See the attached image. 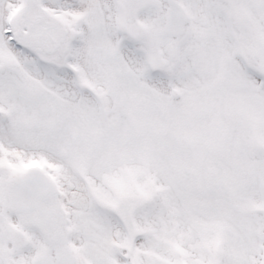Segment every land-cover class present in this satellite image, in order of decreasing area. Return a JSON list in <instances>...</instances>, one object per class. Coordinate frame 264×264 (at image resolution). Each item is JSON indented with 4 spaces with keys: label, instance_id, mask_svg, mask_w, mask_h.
I'll list each match as a JSON object with an SVG mask.
<instances>
[{
    "label": "flooded vegetation",
    "instance_id": "flooded-vegetation-1",
    "mask_svg": "<svg viewBox=\"0 0 264 264\" xmlns=\"http://www.w3.org/2000/svg\"><path fill=\"white\" fill-rule=\"evenodd\" d=\"M109 7H105L109 12H112L113 6H119L120 17L123 18L127 26L134 24L144 25L148 33L145 39L140 41L142 49L149 52L150 58L153 59L161 56L162 54L168 56L169 64L173 67L177 60H180L191 47L196 45L200 46L202 52L209 49H215L223 54L222 45L219 43L218 31L222 29L223 23L229 25L231 31L235 33L238 28V21L236 18V11L239 6H242V2L246 1L247 15L251 19L253 18L254 6L260 3L264 6V0H106ZM196 1L202 9L199 20L195 21L191 17H194V4ZM222 4H228V10L221 8ZM118 8V7H117ZM186 15V22L183 24L182 30L175 34L169 29L170 15L174 10H180ZM260 14L264 16V9L260 11ZM115 18V15H110ZM200 32L198 35L197 33ZM150 33V34H149ZM192 36V38H191ZM238 43V37L235 39ZM241 43L243 44L244 53L253 51L255 49L254 40L250 43V40L245 39ZM220 45V49L218 48ZM163 58V57H162ZM233 59V57H230ZM231 63V60H230ZM232 65V63H231ZM162 66H164L162 64ZM161 66V67H162ZM228 66V65H227ZM97 72L94 74L98 78L109 77V73L105 66L101 64L97 65ZM107 82V80H106ZM93 96L89 97L88 103L92 106H87V112L71 111L66 113L67 117L59 118L57 120V127L59 131H70L73 137V143L77 152H87L93 154L94 151L107 149L111 147L121 148L127 146V141H122L121 137L126 133L125 129H122L125 121L120 120L122 115L126 114L125 108H121L120 113H110L108 111V98L102 95H96V89L92 82ZM124 112V113H123ZM62 113L60 109L56 114V117ZM53 123L52 116L49 120ZM127 124H125L126 126ZM65 128V129H64ZM67 135L68 140L70 139ZM115 136L112 140L111 136ZM61 137V136H60ZM205 138V137H203ZM202 138V139H203ZM201 139V140H202ZM203 143L206 139L202 140ZM196 140L190 143V146L197 145ZM78 145L80 147H78ZM67 150L72 152L71 145L66 146ZM203 147V146H202ZM66 151V150H65ZM8 161L0 162V230L2 232L8 231V236H4L7 241L2 242L4 248H8L9 236L15 230L25 232L30 237V232L33 227H38L42 232H48L53 235L58 243L64 241V221L62 217L61 203L57 202L55 193V186L50 193L49 198L46 201L45 206L54 212V217L48 224L39 223L35 220L36 212L30 211L28 213L17 212L14 208H7L12 204L9 199V187L15 180L16 171ZM21 175V173H19ZM19 175V176H20ZM27 205H19V207L26 208ZM120 202L116 208V212L120 217L124 218V208ZM16 212L20 216L12 217L11 212ZM15 213V214H16ZM6 220V218H8ZM2 248V249H4Z\"/></svg>",
    "mask_w": 264,
    "mask_h": 264
},
{
    "label": "rangeland",
    "instance_id": "rangeland-1",
    "mask_svg": "<svg viewBox=\"0 0 264 264\" xmlns=\"http://www.w3.org/2000/svg\"><path fill=\"white\" fill-rule=\"evenodd\" d=\"M81 2H86V1L85 0H80L79 3H81ZM79 3H78V5L80 7L79 8L80 10L78 12V16H80V14L86 13V10L89 11V13H91V9L89 8V6H81ZM7 6H10V4L7 3ZM94 9H95V11L97 13V16H95L94 17V20H93V22L97 23L96 25L94 23V27H95V30L96 31H94L93 33H95L97 35V36H95V39H93V41H92L93 44H94V46H95V44H98V40L101 37V38H104L105 45H107V46L111 45L112 48L113 47L116 48L117 46H119L118 43L121 42V41L118 40V39H114L113 40L110 37V34H108L109 33V28H111V26L108 25L106 23V21L103 20V17L101 15L102 14L101 8H98L97 9V8L94 7ZM2 10H3V8H2L1 0H0V15H1V17H0V49L3 48V47H5L4 50L5 49H8V48L11 50V48L9 46H6L5 44L3 46V43H5V42L2 39V37H1L2 36L1 35V29L4 26V24L7 22V19L4 18V14L2 13ZM42 10L47 13L48 22H50V23L53 24L54 21H55V25L53 24L50 27V28H53V30H50L49 31L50 34H53L56 31L58 35H55V36L58 39V37L60 35L69 34L70 33V28L69 27L67 28V27H63L62 26L61 19L59 17L60 15H56L57 17L55 15H52L51 12L49 11V9H47V8L46 9L42 8ZM61 10H65V9H61ZM29 12H31L33 15H35L36 13L39 14V10L38 11H34V10H31L30 9ZM81 20L82 19L79 17V20H78V22H77V24L75 26L76 29H79V32L75 31V34H73V35H74V40L75 41L77 39H79L80 41H84L85 42L86 41L85 40L86 39V36H87V34L89 32L90 23L84 22V25L82 26V25H80V23H82ZM89 21H91V20H89ZM78 24H79V26H78ZM98 24H100L101 26L104 25L105 28L107 29V34L105 36H103L101 34V29L99 28L101 26L98 25ZM257 26H258L259 29H261V28L264 27V26H261V25H257ZM94 27H93V29H94ZM96 37H98V38H96ZM72 40H73V38H72ZM108 42H109V45L107 44ZM66 43H67V41H66ZM88 46H89V42H88ZM69 48H71V47L69 46ZM95 48H97V47L95 46ZM124 49L130 50V51L133 52L134 49H135V45L133 43H129V40L127 39L126 42H125V45H124ZM1 51H3V50H0V61L5 62V60H8L10 57L7 56V55L2 54ZM85 51H86L85 48H83V52H81V54L79 53V55L75 56L76 59L78 60L79 64H80L81 70H84V69L86 70L87 69L88 57H87L86 53H84ZM95 52H97L98 54L103 53V52H98V51H95ZM194 53L197 54V55L200 54L199 49L196 48L194 50ZM123 57L126 60L123 59L122 60V64H125L126 61H127V64L130 65L131 68H132V71L130 72L132 81L137 82L139 80L140 74H143V73L144 74H147L145 77H147L148 80H146V81L151 82L153 80L151 74H148V73H151V72L148 71L144 66H143V69H140V66H138L136 64L134 57H131V58H129L127 56H123ZM69 58L72 59V56H69ZM92 62H94V60ZM202 63L204 64L203 61H202ZM11 64H13V66H14L15 61H11ZM23 64H24V66L21 67V68H19V70H15V68L12 66V68H13L12 69V72L13 73L10 72V75L9 74L6 75V78L1 77L2 80L5 83L4 92H7L8 93V95H7V100L8 101L10 99H12L13 97H17L16 96V91L19 88H21V87L24 89V86L27 85L28 81L30 80V77H29L30 74L28 72V65H27V63L25 64L24 62H23ZM126 66L127 65H124V67H126ZM189 66L187 65L183 70H185ZM193 66H195V65H193ZM108 68L109 69L111 68V65L110 64H108ZM124 70H125V68H124ZM183 70L174 73L173 78L174 79H178L180 77V80L177 81V82L172 81L171 88L178 87L180 90L185 91L184 89L186 88V84L188 83V81L186 79L181 78L182 77V73L181 72H183ZM239 71H240L239 72V75L241 77L242 71L241 70H239ZM14 72L17 73V75L19 76V78L20 77L23 78L25 80V82H20V80H18L19 79L18 76L15 75ZM7 78L9 79V82L7 81ZM97 81L100 83V81L98 79H97ZM103 82H104V80H103ZM174 83H177L178 85H174ZM159 90H161L163 92V89H159ZM133 91L134 92H138L139 93V96H148V97H149V92H154V93L156 92V90L152 89L151 87H149V88L148 87H146V88L136 87ZM233 91L235 93L236 92H239V93L245 92V90L244 89H241V87L234 88ZM228 94L230 95L229 92H228ZM116 97H117V95H116ZM1 101L2 100L0 99V103H1ZM8 101H5V102L8 103ZM23 105L24 104H21V103L16 104V105H12L13 110H15L14 111V114H15L16 111L23 110V113L22 114L19 113V115L16 116V119L17 120L19 118V120L17 121L18 122L17 125H19V126H20V124H22L21 121L25 117V115L28 114V113L30 114L31 112H33L32 108H31L32 106L29 108V110L25 111V107H23ZM146 105L147 106H141L140 107V110L138 112H142L143 110L144 111L146 110L148 114H154V111H155L154 110V106L153 105L150 106L149 104H146ZM168 106L174 112V114L178 115V116H175V119H174L175 120L174 132H176V130H180V127H179L180 124H183L182 117H184V115H182V113L185 114V113L189 112L190 105H185L184 106L182 104H172L170 102L166 107H168ZM242 106H244V102H242ZM12 108H11V110H12ZM263 108L264 107H260L259 109H252L251 110V113L255 117L263 116L264 115ZM163 109L164 108L162 107L160 109V111H157V113L160 116H163V121H164L165 115H164V110ZM167 113H168V111H167ZM10 118H11V121H9V123H7V121H6V125L7 126H12L11 123L12 122H15L14 121V116H10ZM8 129H10V128L8 127ZM2 130L5 131L4 128H2ZM30 131L31 132H34V131L39 132V130L37 128H35V127H32L30 129ZM246 134L247 133L245 131H239L238 136H237V140L239 142L242 141L246 137ZM6 136H7L6 134L2 135V133L0 132V140H1V138L4 139ZM263 136H264V134H263ZM9 137H10V140L8 141V143L6 144V146L9 145L11 148L17 147L15 145H10L9 144V143H13L12 141H18L19 142V143H13V144H20V145L23 144V145H29V146L31 145V146H34V147L37 144V143H35V140L34 139H29V138H26V137L24 138L23 136H18V135L13 134V135H10ZM62 140H63V144H64V141L65 140L64 139H62ZM3 142H4V140H3ZM61 144L62 143L60 142L59 145H61ZM1 145H2V142H0V146ZM23 145H22V147H23ZM39 146L41 147V143H39ZM56 148H57V146H56ZM42 154L45 157L49 158V159L50 158H53L54 160H61V154H59V153H58V155H59L58 157L59 158H57V156H54L53 154H49V153L46 154V153L42 152ZM42 154L39 153V152H35V150H34L33 153H30L29 152V155L32 156V157H35V156L36 157H40V156H42ZM238 154H240V151H238ZM261 154L262 153H260L259 155H261ZM26 156H27V153H25V157ZM63 161H65V160H63ZM14 163L15 164H18L17 161H15ZM168 173L173 175V170H169ZM64 174H67V173L65 172ZM249 175L247 177H243L242 179H240L235 184L232 181L231 186L230 185H228V186L227 185H222L223 190L226 191L228 188H230V189L232 188L238 194L235 200H233V198L228 194L227 195V198H226L228 200H222V204H225V206H223L224 208H236L237 207V208H243L245 210H248V209L251 208V205L254 204V202L256 203L257 200L260 201V198L263 200V201L262 200L261 201L264 204V167L256 169L254 171V173H251L250 176ZM214 182H212V183H214ZM216 185H219V184H216ZM180 186H181L180 183H176V186H175L176 187V191L179 192V193H183V192H181L182 189L180 188ZM213 192H214V190H210L208 188L206 190V192L204 193V195L207 198V200H206V206H205L206 208H210L213 205V202L214 201L213 200H210V199H212L211 197L213 196L212 195ZM228 192H229V190H228ZM210 201H211V203H208ZM84 203H85V201H84ZM79 204H81V201L78 200L75 203V205H79ZM156 204H157L156 207H157L158 211L157 210L152 211L150 209H146V210H149L150 211V213L148 214V219H152L154 217L156 218L155 215L157 213L160 214V212H161V215L164 216V211H165L167 214H169V213L172 212L171 214L173 216L174 221L175 220L177 222L179 221V217L182 214L180 212V210L183 209L184 200H178V199H175V197L168 198V197H165V196H161L160 195L159 196V200L156 201ZM147 208H150V207H147ZM223 214H225V213H223ZM228 218H230V216ZM256 218L257 219L255 221L250 220L249 226L245 227L243 231L240 229V227H236L234 229L237 233L239 232L238 235H237V238H236L235 242L238 244V242H241L242 243V242L245 241L247 243V245L246 244L245 245H242V247L244 248V250H242L243 248L241 247V248H239V250L241 249L240 251L237 249V250L234 251L233 254H232V252L230 250L231 257L239 258V259L238 260L237 259H232L229 256V257H227L224 260L225 262H223V264H249V262L252 260V258H254V256H257V257H259L261 259H264V255L261 254V248L264 245V244H262L263 241H264V218L263 217H261L260 219L258 217H256ZM161 219H163V218H161ZM161 219L159 217L157 218L158 226L161 225V224H166L167 225V224H171L172 223L171 220L168 221L170 219V217H168V216L167 217H164L165 222H163ZM223 219L225 220L224 215H223ZM245 219L248 220L247 218H245ZM211 221H215V220L212 219ZM80 222H81V220H78V223H80ZM245 222L246 221H242L241 224H243ZM192 223L196 226V229L200 233L204 232V230H202V229H204V228L207 229V232L205 233V239L208 240L209 242L213 241L214 238H211V236L216 231V228L213 227L214 226V223H208L207 225H205L203 223H200V222H196V221H193ZM88 224L90 225V220L88 221V223L86 225H82V227L83 228H87V225ZM167 227H168V225H167ZM218 228H222V226H219ZM241 228H243V227H241ZM78 229H80V228L78 227ZM224 229H227V228H224ZM182 230L183 229L180 228L178 231H182ZM84 231L87 232V229H85ZM222 233L224 234L225 232L222 231ZM202 234H204V233H202ZM201 235H195L194 236V238L198 237V240H196V243H200L202 241ZM34 237L37 240L38 239H41V238H39L40 235L38 233H36L34 235ZM167 237H168V234L166 232V228L163 227V228L159 229V239H161V238H167ZM234 246H235V244H234ZM194 248L195 249H192V250L196 252L197 250H199L200 247L199 246H194ZM200 250H201V248H200ZM237 251H238V256L235 257ZM160 252L164 254L165 258H163L159 263H156V264H167V250L165 248H163V249H160ZM262 252H264V251H262ZM198 255L200 256V254H198ZM228 255H229V253H228ZM242 259H243V261H242ZM142 261H143V259H142ZM196 261L197 262L192 263V264H199V261L198 260H196ZM175 264H180V263H175Z\"/></svg>",
    "mask_w": 264,
    "mask_h": 264
},
{
    "label": "water",
    "instance_id": "water-1",
    "mask_svg": "<svg viewBox=\"0 0 264 264\" xmlns=\"http://www.w3.org/2000/svg\"><path fill=\"white\" fill-rule=\"evenodd\" d=\"M259 56H260V59H261L262 65H263V67H262V71H263V73H264V46H263V48L261 49V51L259 52Z\"/></svg>",
    "mask_w": 264,
    "mask_h": 264
}]
</instances>
